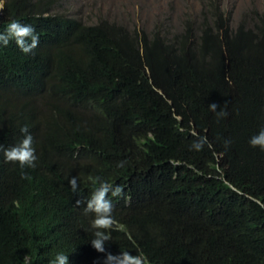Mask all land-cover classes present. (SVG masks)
I'll return each instance as SVG.
<instances>
[{
  "label": "trees",
  "instance_id": "obj_1",
  "mask_svg": "<svg viewBox=\"0 0 264 264\" xmlns=\"http://www.w3.org/2000/svg\"><path fill=\"white\" fill-rule=\"evenodd\" d=\"M1 4L0 33L17 20L39 41L28 53L0 41V264L58 252L104 264L121 251L144 264H264V150L249 143L264 129V13L232 27L213 0L170 35L88 25L57 0ZM27 134L34 166L7 161ZM105 187L100 253L87 209Z\"/></svg>",
  "mask_w": 264,
  "mask_h": 264
},
{
  "label": "rangeland",
  "instance_id": "obj_2",
  "mask_svg": "<svg viewBox=\"0 0 264 264\" xmlns=\"http://www.w3.org/2000/svg\"><path fill=\"white\" fill-rule=\"evenodd\" d=\"M210 1L213 0H57L55 12L66 13L88 25L106 19L132 31L151 33L160 26L163 32L174 35L183 30L186 19L198 23ZM220 1L222 9L232 17V27H236L245 14L249 23L254 11L264 13V0Z\"/></svg>",
  "mask_w": 264,
  "mask_h": 264
},
{
  "label": "clouds",
  "instance_id": "obj_3",
  "mask_svg": "<svg viewBox=\"0 0 264 264\" xmlns=\"http://www.w3.org/2000/svg\"><path fill=\"white\" fill-rule=\"evenodd\" d=\"M0 6L2 9L3 5ZM26 38L30 40L31 43H27ZM9 40H15V43L21 51L28 53L36 47L39 41V36L35 33V29L31 25L22 24L17 20H12L8 23L5 32L0 33V41H2L4 45H7ZM209 107L211 110L215 111L217 105L213 103L210 104ZM21 132L27 133V127L22 128ZM249 143L252 147L260 146V148L264 150V129H262L258 135L253 136ZM32 144L33 138L31 134L25 135L24 139L17 146L4 149L5 159L7 161L19 162L21 167L25 165L34 166L36 156ZM71 183L74 185L75 180L71 181ZM105 191H107V187L88 203L87 209L96 213V218L92 222V227L97 229V231L94 232V239L91 241V245L100 253L105 252V243L109 241L110 237L107 232L100 231L99 229H108L113 223L111 216L112 203L111 201L103 200ZM119 192L120 189L117 187L115 192H113V195H118ZM24 264H30V258L28 256H25ZM53 264H69V256L63 252H58L54 257ZM104 264H144V258L142 256H132L127 251H121L119 255L107 253Z\"/></svg>",
  "mask_w": 264,
  "mask_h": 264
},
{
  "label": "water",
  "instance_id": "obj_4",
  "mask_svg": "<svg viewBox=\"0 0 264 264\" xmlns=\"http://www.w3.org/2000/svg\"><path fill=\"white\" fill-rule=\"evenodd\" d=\"M0 10H1V8H0Z\"/></svg>",
  "mask_w": 264,
  "mask_h": 264
}]
</instances>
